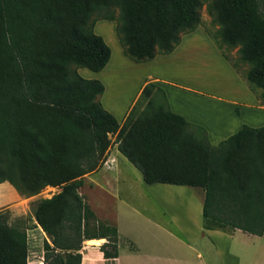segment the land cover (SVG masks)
<instances>
[{"label": "trees", "instance_id": "1", "mask_svg": "<svg viewBox=\"0 0 264 264\" xmlns=\"http://www.w3.org/2000/svg\"><path fill=\"white\" fill-rule=\"evenodd\" d=\"M203 1L0 0V183L8 180L28 195L59 187L32 213L46 235L42 264H81L83 242L91 238L105 239L99 245L104 258L117 257L116 224L96 216L79 193L83 176L103 161L111 135L146 182L204 189V229L264 232V124L242 123L211 145L204 128L173 112L162 89L149 81L140 90L146 111L132 118L131 108L118 122L100 101L104 84L76 71L100 70L111 56L94 30L95 9L119 7L118 16L108 12L103 18L116 21L122 53L140 62L170 54L180 34L199 23ZM208 1L219 37L239 46L249 64L243 81L264 103L260 0ZM27 251L25 229L9 225L0 212V264H28Z\"/></svg>", "mask_w": 264, "mask_h": 264}, {"label": "rangeland", "instance_id": "2", "mask_svg": "<svg viewBox=\"0 0 264 264\" xmlns=\"http://www.w3.org/2000/svg\"><path fill=\"white\" fill-rule=\"evenodd\" d=\"M209 3L208 0L203 1L199 7L200 21L195 27L196 32L188 36L192 38L184 42L186 43L184 45H188L186 49H183L182 55H177V61L174 59L172 62L166 64L168 69L165 70V81L175 83L181 79L192 84L196 83L203 90L201 91L208 96L220 97V99L225 100L223 96H233L236 93V90L233 89V82L235 81L230 68L225 63L223 64L220 59H217L215 50L218 49L220 54L225 58L227 56L226 60L241 79L249 64L241 60L238 52L239 46H229L219 37L220 25L216 21L214 13L209 10ZM260 5L264 10V0H260ZM108 12L118 16L119 7L111 5L97 8L92 12L91 18H96V21L105 19L103 15ZM109 22L111 24H107ZM109 22L99 23L97 29L95 27V32L101 34L107 41L111 47L114 59H117L120 56V50L122 48L115 34L116 21L111 20ZM189 32H186V34ZM183 34L185 33H181L180 36ZM72 65L74 66V64H69V68ZM82 69H85V72L91 71V69L86 68H80L79 70ZM116 70V74L112 76L113 80L109 83L106 81L108 91L103 101L105 104H108V99L111 97V102L118 104L117 110L120 111L128 96L133 92L137 74H140L141 71L137 69L133 71L132 68L127 66ZM103 76L106 80V72ZM244 83L247 85L245 81ZM160 88L164 92L163 88ZM256 92H259V90H256ZM118 95L120 98H118ZM202 104L211 115L219 113L222 116L225 113V110L216 106V104L210 102H203ZM261 104L264 105V103ZM132 108L133 110L130 113L132 118L146 111V98L141 95L138 96ZM213 111L215 112L213 113ZM208 118L210 120L213 119L212 117ZM262 119L261 121H264V116ZM189 131L194 132L198 136L202 135L201 130L195 127L189 128ZM110 137L112 143L109 153L114 150L115 135H111ZM217 144L214 145L216 146ZM114 164L115 169H113ZM96 169L101 174L105 172L102 175L103 178H101L104 181L96 185L86 183V185L79 188V193L87 201L89 206L92 207L96 215L104 219L116 220L121 225L122 235L119 240V253L116 258L117 264H154V254L157 250L159 248L162 250L166 245L165 249L167 251L170 247V244L166 240H163V238L156 239L154 237V235H160L157 227L147 223H135L137 220H141L138 211L149 215H157L159 209L162 206H166V204L176 208H182L183 205L191 206L192 210L189 214H192V211L198 209V205L199 209H202L203 197L198 194V190L201 189L199 186H185L188 188L195 187V193L192 195L193 199H190V196H184L180 192L176 194L163 192L162 196L155 195L151 193L149 188L139 185L135 177H131L132 175L136 177L137 175L140 176L141 173L122 158V156L120 161H115L113 158L111 160H107V158L103 159ZM116 173L120 174L119 180H117L118 177L114 178V174ZM6 182L7 184L0 183V212L9 225L25 229L28 239V264H42V245L45 237L36 227L32 213L37 201L51 196L59 190V187L54 186V188H49L46 186L39 193L28 195L21 189V186H16L8 180ZM166 185L177 186L171 184ZM174 212V214H179L180 211ZM185 224L187 225V223H179L176 226L172 225V228L173 230L176 229L175 232L179 235L181 231L177 229H181V226L184 228ZM230 230L226 229L225 231ZM224 235L219 233V236ZM243 235L246 234L238 233L233 236V239H228L225 236L224 238L219 237L215 238V241H211L206 234L200 233L198 235L199 237L196 235L193 241L194 249H192V245L183 242L172 243L171 247L176 253L175 255L181 254L187 257H193L198 251L204 259H208L213 264H237L235 255H241L242 261L240 264H262L264 262V251L255 242L248 243V240L242 237ZM160 237L163 236L160 235ZM133 242L137 244L139 252H132L131 243Z\"/></svg>", "mask_w": 264, "mask_h": 264}, {"label": "crops", "instance_id": "3", "mask_svg": "<svg viewBox=\"0 0 264 264\" xmlns=\"http://www.w3.org/2000/svg\"><path fill=\"white\" fill-rule=\"evenodd\" d=\"M107 21L109 22L111 20L108 19L97 20L94 24V30L95 27L97 29V25L99 23L107 22ZM107 24H111V23L109 22ZM195 30L196 29L194 28L188 34L185 33L181 35L180 42L177 44L175 49L170 54L157 53L153 58L149 60L137 62L128 59L124 54H122L121 52L122 50H120V56L117 59H114L111 50V56L102 69L100 70L91 69V71L85 72V69L82 70L79 69L86 67H79L76 69V71L83 78L89 79L96 77L101 82H103L104 91L100 96V101L105 108L110 110L117 117L118 122H122L124 120L129 110L132 108L134 101L140 95L141 87L146 82L149 81V82H153L156 86L163 88L167 98L168 106L173 112L181 113L182 115L185 116V118L189 122L204 128L207 135V139L211 145L219 143L220 141H222V139H224L228 135L238 130L242 126L241 125L242 123L250 125L251 127L262 126V124H264V121H261L263 120L262 118L264 116V105H262L260 100L253 94V92L248 87V85H245L244 81L241 79L240 76H238V74L236 73L234 68L230 65V63H228L226 58L222 54H220V51L218 49L215 50L216 55L218 57L217 59H220L223 62V64L225 63L230 68L234 76L235 82H233L234 83L233 89L236 90V93L233 96H228V95L223 96L225 97V100H223L220 99V97L218 98L211 97L203 93L202 92L203 90L199 88V85L197 84L198 85L197 86L196 83L192 84L186 80H181V79L177 80V82L175 83H171L170 81L167 82L165 81L166 80L165 70L168 69L166 64L172 62L174 59L177 61L176 59L177 55L179 56L182 55L183 49L184 48L186 49L188 45V44L184 45L186 44L184 42L192 38L188 36L194 34L196 32ZM123 66L132 68L133 71L134 69L135 70L137 69L140 70L141 72L140 74H137L136 84L134 86L133 92L128 96L127 100L125 101V104L120 108L121 110L118 111L117 106L119 105L112 103L111 97L108 99V104L104 103L103 98L105 97L108 91L107 82L109 83L111 80H113L112 76L116 74L117 72L116 69L118 68L120 69ZM170 66L172 65L170 64ZM105 72L107 76L106 80L104 79L103 76ZM118 98H120L119 95ZM203 102L204 103L210 102L216 104V106L223 108L225 110L224 111L225 113H223L222 116L218 112H217L218 114L211 115L209 112H207L206 108L203 106L202 104ZM227 103H229L230 105ZM235 107L238 108L239 110L238 113L236 112ZM214 112L215 111H213V113ZM208 117H212L213 119L210 120ZM109 149H111V146H109L104 159L107 158V160H111L113 158V160L115 161L118 160L120 161L122 156V158L126 160V158L118 151L116 141L114 142V150L109 153ZM115 164L113 165L114 166L113 169H115ZM96 168L91 170L90 173H87L83 176L82 186L86 185V183H91L92 185H96L104 181L101 178H103L102 175L105 172H102L101 174ZM114 175H115L114 178L118 177L117 180H119L120 174L116 173ZM131 177L133 178L135 177L139 185L149 188L151 193L159 196H162L163 192H167L170 194L172 193L176 194L180 192L183 193L184 196L186 197L190 196L189 198L193 199L192 195L195 193L196 190L194 189L195 187H191V188L185 187L186 184L170 186V185H166V183H161V182L148 183L143 179L142 174H140V176L137 175V177L135 175L134 176L132 175ZM2 182L3 184H7L6 180ZM127 186L129 187V185ZM200 188L201 189L198 190L199 193L198 192L197 193L200 196H202L204 200V189L202 187ZM197 207L198 209L192 211V214L194 215L189 214L192 208L191 206L188 205L186 206L183 205L182 208L180 207L176 208V207L168 206L166 204V206H162V208L159 209L157 215L156 214L149 215L141 211H138V215H140L139 217H141V220H137L135 223H147L149 225L151 224L154 225L159 229L158 233H160V235L163 236L160 237V235H154V237L156 239L163 238V240H166V242L170 244V247L168 248L167 251L165 249L166 245L163 247L162 250H160V248L157 250V252L154 254V258H155L154 264H213L210 263L208 259H204L202 254L198 251L193 257H187V256H182L181 254L175 255L176 253L171 247L172 243L183 242L192 245V249H194L193 241L195 239V236L200 235V233L206 234L208 239H210L211 241L219 237L224 238L225 236L228 237V239H233V236L238 233L246 234L243 235L242 237L248 240L247 241L248 243L255 242L257 246H259V248H262V250L264 251V241H263L264 232L262 233V235H255L243 231L241 228L238 227H235L230 231H225V230L222 231L218 229H213V230L204 229L202 226L203 223V216L201 214L202 209H199V205ZM177 209L180 211L179 214H174L175 213L174 211H178ZM96 216L104 219L99 215ZM110 221L116 224L118 230V237L120 240V237L122 235L121 225L116 220L114 221L112 219ZM34 223L36 224V221ZM179 223H187V225L185 224L184 226L185 230L182 226L181 229H177L181 231L178 235L175 232L176 229L173 230L172 225L176 226V224ZM37 228L40 230L39 227ZM41 233L44 235V237H46V235L42 231ZM219 233L225 235L219 236ZM92 239L94 240L97 239L99 241L98 242L91 241ZM104 240H105L104 238H91L83 242L82 249L80 250L81 260H82L81 264H117V260H116L117 257L104 258L101 255L102 251L99 249V245ZM131 244H132L131 247L132 252H136V251L139 252L137 244L134 242ZM240 256L241 255H235V258L237 259L238 262V263L236 262L237 264H240L242 261V258ZM262 264H264V262Z\"/></svg>", "mask_w": 264, "mask_h": 264}, {"label": "bare ground", "instance_id": "4", "mask_svg": "<svg viewBox=\"0 0 264 264\" xmlns=\"http://www.w3.org/2000/svg\"><path fill=\"white\" fill-rule=\"evenodd\" d=\"M49 188H54V187H49Z\"/></svg>", "mask_w": 264, "mask_h": 264}]
</instances>
